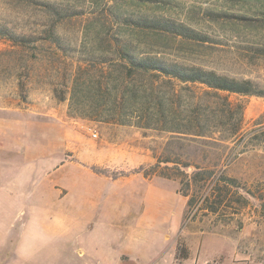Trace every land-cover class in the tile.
<instances>
[{
	"label": "rangeland",
	"instance_id": "374dc122",
	"mask_svg": "<svg viewBox=\"0 0 264 264\" xmlns=\"http://www.w3.org/2000/svg\"><path fill=\"white\" fill-rule=\"evenodd\" d=\"M161 1L148 8L199 37L162 33L153 50L264 89V0ZM122 3L0 0V25L36 37L19 44L0 33V264H264V95L229 93L232 109L204 95L209 111L230 118L207 140L73 117L68 99L55 96L68 95L91 51L102 61L104 52L90 38L95 30L130 29L115 11L136 12ZM51 29L59 42L48 38ZM173 84L179 113L189 107L185 97L194 93L195 100L204 88ZM238 118L236 136L226 140ZM163 151L235 177L240 185L230 184L227 196L241 194L248 202L238 208L233 201L220 214L191 209L184 216L179 178L144 177L140 170ZM61 172L70 191L65 211L42 191V182Z\"/></svg>",
	"mask_w": 264,
	"mask_h": 264
},
{
	"label": "trees",
	"instance_id": "16d2710c",
	"mask_svg": "<svg viewBox=\"0 0 264 264\" xmlns=\"http://www.w3.org/2000/svg\"><path fill=\"white\" fill-rule=\"evenodd\" d=\"M157 2L162 1L123 0L122 4L128 5L131 12H136L135 15L122 17L119 11L115 13L129 24L130 29H122L110 35L95 30L90 38L92 43L104 52L102 61H95V55L91 51L92 55L78 64L68 95L64 91H55V96L59 100L68 99L67 112L73 117H87L119 124L134 123L141 127L180 132L181 135L193 134L207 140L216 134V126L229 125L230 118L227 115L226 119H223L221 115L209 111L204 95H214L232 109L228 99L229 93L264 95V89L259 88L251 79L232 77L196 63L171 60L160 51L153 50V40H160L162 33L199 37V34L184 23L159 16L148 8L158 6L159 4H154ZM144 6L148 9L144 10ZM48 32L49 39L59 42L55 30ZM0 33L7 34L19 44L34 41L36 38L33 35L13 32L1 25ZM110 52L113 55H109ZM106 62L113 64L105 67ZM175 81L188 87H204L195 100L194 93L185 97L189 106L185 112H177L173 104L179 100L173 84ZM165 85L171 89L168 96L160 89L161 86L166 87ZM129 117L136 120L132 121ZM240 124L238 118L237 123L232 125L229 136L225 137L226 140L236 136ZM153 156L155 161L152 164L147 168L140 167L143 176L179 178L181 193L187 196L184 216L191 209H195L194 213L204 210L220 214L231 206L233 201L238 202V208L248 202L247 197L241 194L239 199L234 200L227 196L230 184L235 187L240 185L235 177L222 171L217 174L212 168L201 165V162L172 157L164 151Z\"/></svg>",
	"mask_w": 264,
	"mask_h": 264
},
{
	"label": "crops",
	"instance_id": "0c3cea01",
	"mask_svg": "<svg viewBox=\"0 0 264 264\" xmlns=\"http://www.w3.org/2000/svg\"><path fill=\"white\" fill-rule=\"evenodd\" d=\"M39 144H42L44 146H49V145H53L56 144L58 142H38ZM58 166H56L55 168H57ZM50 177V175H49ZM67 175L66 173H58L57 177H54V179H52V181H43L42 183L45 185V190H42L44 192H46L48 194V198L50 199H55V201L58 203H60V208L61 210L65 211V208H68V202H69V194L70 191L67 187ZM49 199L46 201L47 203L49 202ZM71 202V208L74 207V204L72 202V200H70ZM57 212V211H56ZM3 242V239L0 241V243ZM22 243L21 242L18 244V246L16 247V249L19 251L20 250V245ZM1 246V245H0ZM15 249V250H16Z\"/></svg>",
	"mask_w": 264,
	"mask_h": 264
}]
</instances>
